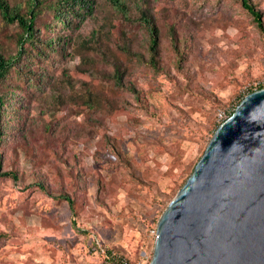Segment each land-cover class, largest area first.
<instances>
[{
    "label": "rangeland",
    "instance_id": "rangeland-1",
    "mask_svg": "<svg viewBox=\"0 0 264 264\" xmlns=\"http://www.w3.org/2000/svg\"><path fill=\"white\" fill-rule=\"evenodd\" d=\"M8 1L25 11L26 0ZM249 2L264 25V0ZM91 6L62 9L65 23L44 10L34 22L41 51L25 43L0 80L9 110L0 157L15 175L0 176V264H100L96 240L149 264L151 232L218 126L217 109L264 76V34L240 0ZM21 33L0 16L5 57Z\"/></svg>",
    "mask_w": 264,
    "mask_h": 264
},
{
    "label": "water",
    "instance_id": "water-1",
    "mask_svg": "<svg viewBox=\"0 0 264 264\" xmlns=\"http://www.w3.org/2000/svg\"><path fill=\"white\" fill-rule=\"evenodd\" d=\"M149 264H264V87L216 127L157 220Z\"/></svg>",
    "mask_w": 264,
    "mask_h": 264
},
{
    "label": "trees",
    "instance_id": "trees-1",
    "mask_svg": "<svg viewBox=\"0 0 264 264\" xmlns=\"http://www.w3.org/2000/svg\"><path fill=\"white\" fill-rule=\"evenodd\" d=\"M114 6H117L123 13H126V0H111ZM241 4L245 9L251 13L257 21V25L261 32L264 34V25L262 23L260 13L255 9L253 4L249 2V0H240ZM91 0H55L53 2H45V0H26V8L23 10L22 6L19 4H9L8 0H0V16L6 23H14L17 22L19 26L22 28V33L19 38L18 47L16 55H9L5 57L0 52V80L8 73L9 69L17 62V59L20 58L21 53L24 49L25 43H30L33 47V53H39L41 50L36 46V30H35V20L36 18L43 13L44 10H53L54 16L61 23H65L66 18L64 14H62V9L66 10L67 14H75L80 15L83 12H89L91 9ZM140 20L146 25L150 38V49L155 51L156 48V36H155V28L151 23V16L147 12V10H142L140 14ZM57 42L51 39H45L44 44L51 48ZM152 61L154 62L153 58ZM10 97H13L12 94ZM15 99V98H14ZM16 100V99H15ZM5 102H3L2 96L0 95V112L7 113L9 110H6ZM5 132H3L0 125V145L2 136ZM0 176H13L14 173L11 171L2 169V162L0 157ZM61 197L64 198L70 205V208L73 209V201L72 199L66 195L61 194Z\"/></svg>",
    "mask_w": 264,
    "mask_h": 264
},
{
    "label": "built area",
    "instance_id": "built-area-1",
    "mask_svg": "<svg viewBox=\"0 0 264 264\" xmlns=\"http://www.w3.org/2000/svg\"><path fill=\"white\" fill-rule=\"evenodd\" d=\"M264 87V76L260 79L253 80L246 90L243 91L241 99L248 93ZM240 102V101H239ZM238 102V103H239ZM237 104L230 108H218L216 111V123L219 125L222 121L228 118L235 110ZM151 236L156 237V229L151 232ZM89 248L99 259L100 264H136L130 261V259L122 252H119L113 248H109L104 244H100L99 241L89 243ZM142 264V263H141ZM148 264V263H147Z\"/></svg>",
    "mask_w": 264,
    "mask_h": 264
}]
</instances>
